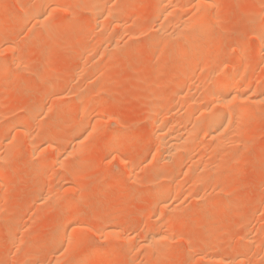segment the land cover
Instances as JSON below:
<instances>
[{
    "label": "rangeland",
    "instance_id": "obj_1",
    "mask_svg": "<svg viewBox=\"0 0 264 264\" xmlns=\"http://www.w3.org/2000/svg\"><path fill=\"white\" fill-rule=\"evenodd\" d=\"M2 1L9 9L11 7L10 11L13 21L10 20L0 31V34H3L0 35V60L4 59V61L8 62L11 66L10 71L12 70L13 73L9 72L8 74L0 76V103L3 105L4 102L3 106L0 105V111L3 108L0 112V167L3 172L2 177L4 180V185H0V264H43L44 262L46 264H66L72 259H79V257L86 261H83V264H209L204 256L210 255L208 252L211 253V255L219 254L217 256H221L220 259L225 255L228 259L229 257L231 259L234 256L236 257V255L232 256L231 254H237V263L241 262L240 264L246 263L247 260L250 262H247V264H264V97L262 98L263 100L260 99L261 101H258L260 104L256 102L255 106L254 102L252 104L251 100V104L250 101H246V104L244 102V105L243 102L242 104L239 103L233 105L234 107L236 106V108L238 105L239 107L246 105L250 107V111L253 112L254 109V113L253 115H250L251 118L249 117L244 124H242V120L239 121L241 122L240 124H238V121L235 122V127L237 128L238 125V128L241 127L242 129L239 128L240 131L238 130V135L234 133V130L236 132V129H234L233 133L230 134L232 136H228L230 139L235 134L238 137H233V141L228 140V142H226L227 144L225 143L223 146H219L217 148L218 151H215V154L217 152L218 154L220 153L219 155L217 154V157L214 155L213 159H211V156L209 155L210 153H208L210 152L209 146L211 145V140L208 136L209 132L207 133L205 129L203 132L205 134L202 133L203 128L206 126L203 127L198 134L196 133V140L199 142L198 145L201 144V147L199 146L200 150L198 149L197 151L199 154H197L198 157L197 155H195V158L193 157V160L195 159L194 162L197 160L199 164L201 162L199 159H202V157L204 158L202 159L204 164L205 160H210L206 162V166L203 164L202 171L201 168L200 171L196 170L197 174L203 172L202 176L204 177H202L201 182H196L200 177L196 174L198 178H195V167L192 166H196L197 163H193V160H191L193 165L190 161V166L188 163L189 161L187 163L179 164L180 167L178 165L177 167L179 168H175V173L172 176L174 181L173 179L168 180L167 176L168 174H171V171L168 168H155L154 164L156 162H153L154 159L152 161V156L158 151V144L156 142L158 139L154 137V128L152 127V124H150L151 121L148 114H151L149 113L152 111L151 107L153 108L155 103H159L160 95L161 97L164 95V101L162 100L164 104L165 102H168L165 106L171 111L170 114H183L184 110H180V108H183L182 105L180 107V104L183 103V99L180 98V95H176L174 92L176 89L174 83L180 77L179 71L185 70L180 69L183 66L186 67L189 63L186 64V61H183V59L181 60V58H179L180 60H174V55H176H172L173 52L176 53L174 49L172 50V48H176L174 44V47L171 45L164 47L163 44H158L160 41L159 39H154L156 41L150 39L156 36V29L159 27L158 24L162 23L157 21V19L160 20V18H157V14L156 16L154 15V11L152 12L154 0H112L114 3L111 0H107L110 2H107L110 4V7L112 6L111 4H117L122 7V10H120V7L118 6L119 13L116 12L117 5H115V9L112 7V9H114L113 13L115 12L114 15L121 14L115 16L117 18L121 17V19H115L116 22L114 21V23L116 24L121 20V28L123 31L122 29L120 30V35L118 34L117 39L116 37L113 38L115 39V41L113 40V42H115L114 48L117 49L112 48L113 45L111 44V51L108 49L109 42L107 43V41H109L108 38L112 36V34L114 35L113 28L111 27L108 30H103L102 27L100 28L97 25L94 26V22H92V10L90 8L88 10L89 6H92L93 8H95L96 5L99 6V0L96 1L98 2L97 4L94 2L95 6H93L94 4H92V1L88 0L89 4H85L87 8L85 6H83L84 8L80 7L82 0H68V3H70L69 5H67L68 3L66 4L67 0L61 1V5L64 3L63 6L60 5L61 8H59V13L61 14L58 12L55 13L56 18L60 15L58 16L60 18L56 19L57 21H60V23L53 31V34L56 35L54 38L57 37L55 38L57 42H52L54 38L53 40H51V38L47 41L44 40L45 32L40 25L35 23V18H29L33 21H28L27 19V25L25 24L26 21L21 22L20 18H18V16L23 14L22 8L25 9V7H28L29 5L31 6L28 8L26 7V9H29L32 6L35 7V5L36 7H46V5H48L46 4V1V3L44 2L46 5L43 6L42 4L44 3L38 0H34L35 2L37 1V4L33 0H20L22 3H20L19 0ZM76 1H78V3L80 2L78 8L75 5V3H77ZM85 1L87 2V0ZM172 1L174 3L176 0H167L166 3L169 4L167 6H170ZM184 1L177 0L176 2L180 3ZM188 1L190 0L184 2L186 8L184 9L185 11L183 10V14H189L188 12H190L189 16H191L194 12H191V5H188V7H190L187 9V4H189ZM100 3L103 4L105 2L100 1ZM82 5L84 4L82 3ZM71 7H73L71 10L74 11L70 10ZM212 8L210 9L209 7L212 14V24L214 23L213 28L217 31L215 32L217 33V39L212 46L202 53L201 56L203 59L201 57L198 59L201 62H197V67L195 66L196 62L188 65V67L193 69L195 67V70L192 69L195 71V74H193L194 76L191 75L189 79L190 82H187L190 84L193 79L196 81L195 86L194 84L191 86L194 81L190 85L194 90L197 89L196 87H199V85L202 89H208L207 87H209V89L214 88L213 84L219 78L218 68H214L217 71L214 70V73L211 72V75L209 77L207 75L206 77L209 80L213 77L212 80H214V83L212 81V84L211 82L209 84V81H206L207 83L203 82L202 79L203 77L205 78L204 75L207 74V72L206 74L203 72V62L204 64H207L208 61L213 59V57L218 56L219 66L223 67V64L225 67L227 66V69H230L232 63H227V61L223 59L226 58L228 60L229 57L232 58L233 56V58L235 57V59L237 58V60L240 62L243 61L244 63L245 61L242 59H246V55L249 54L250 63L249 60H247L248 66L246 65L247 69L245 70V75L235 76L234 74L232 77L239 81L245 79L249 80V78L252 79V81L254 80L252 82L254 84L251 85L252 88L250 93L252 92L251 95H255L256 97L258 92L264 90V51L261 52L262 55L261 53H258L257 50L255 51L256 53L253 51V54L251 50L257 48H254V46H257L256 32H258L260 23L262 22L260 19L264 18V0H216V6H213ZM47 12L51 15V12ZM12 14L15 16V19ZM48 14L47 17L49 16ZM114 15H112V17ZM87 17H92L89 21L92 23H87ZM34 23L37 24V26ZM30 28H34L32 29L33 32ZM119 28L120 27H118V29ZM30 32H32V34H30ZM106 33L108 35H106L108 40L105 38L101 41V37H105ZM134 35H136L135 39L133 38ZM94 39L98 42L94 41ZM9 42L17 44V46L15 45L16 50L14 52L11 50L12 53L8 48L10 44ZM252 46L253 48H251ZM76 47H80V51H82L77 52ZM239 49H244L245 51L242 50L241 52ZM16 51H19V53H16ZM20 52L23 53L21 54ZM243 53L246 55L244 56ZM15 55H17L16 57L19 55V58L23 57V60H21V62L20 60L19 62H16L19 58H16ZM103 56L106 57V60ZM241 57L243 58L240 59ZM14 59H16V61ZM103 60H105L104 63H102ZM99 62H101L100 65H103L100 66ZM19 63L21 65H19ZM88 68H90V72ZM178 68L180 69L178 70ZM96 69L98 73H101V71L103 73H99L100 75H98ZM211 69H207V71H211ZM84 71L86 74H84ZM204 71H206V69ZM176 72H179V74H177L179 76L178 79H175L176 77H174L176 76ZM201 72L203 73L201 74ZM155 73H157L156 77ZM87 74L88 76H86ZM152 78L156 81L154 84L152 82L154 79L151 81ZM257 80L258 82H256ZM198 82L201 83L199 84ZM202 83L203 85H201ZM205 83L207 84L206 86H204ZM188 84L186 83L185 85L187 88H182V92L185 91L186 94L187 92L189 94V91L187 90L189 88ZM261 86H263L262 90H260ZM255 87L257 88L255 89ZM194 90L192 89L193 92L191 91V93H195V95L197 94L196 97L194 95L195 98L200 96L197 98L198 104L200 105L204 99L202 96L204 90L202 91L199 88L197 93L194 92ZM76 93L79 95H76ZM200 93L201 95H199ZM169 96L172 98L170 97L169 99ZM80 101L81 103H90V106L93 107V110H90V113L88 112L89 116L87 115V112L86 114H82L81 111L79 112L78 107ZM208 101L205 102L208 104ZM64 103L67 108L62 106ZM206 103H203L202 106H204V104L206 105ZM38 104L39 106H43L41 108L43 110H41V112L39 110L37 114L35 113L36 116H33L32 114L33 117L31 116L30 118L31 110L33 112ZM74 106L78 107L73 109L75 108ZM60 107L62 109H60ZM70 107L73 108L71 109ZM156 107H158L157 104ZM149 109L151 111H149ZM62 110H64L62 112L63 115L60 113ZM92 111L94 112L92 113ZM53 112H56L55 116H53ZM58 112L61 115L57 118L56 116L58 115ZM1 113L3 115H1ZM195 113V116L193 115L194 117H192V119L194 118L193 120L189 117L186 118V121L188 122L189 120L187 119H190V121H193L194 123V121L196 122L195 119H197V121L201 122L204 117H200L199 111ZM25 115H28L27 119L22 117ZM82 115H86V117L84 116L82 118L83 120L89 119L92 124L95 122L92 120L101 119L103 122L102 126L104 125L106 127L101 126L97 128V131L95 132L85 131L87 134H84V138H88L87 140L86 138L84 140L83 149H79V152H77L78 148L74 147V143L72 142L73 136H71V130L69 131V129H72V126H75L77 120H80L81 122L83 121L81 119ZM102 115L104 116L100 117ZM2 116L4 117L2 118ZM18 118H21V120H17ZM52 118L58 120L57 123L55 119L53 120ZM14 120L17 122L14 123ZM204 120L205 119H203L202 123ZM20 121L21 123L19 124L18 122ZM24 122H29V132L24 136L25 141L22 142L23 145L20 144L21 146H19L20 148L18 149L20 150H18V152L8 150L5 144L7 138L9 136H16L19 128L17 126ZM183 122L184 121H182V126H194L192 122H190V124H188L189 122L186 123L187 125ZM6 125L9 130L6 129ZM49 126H52L51 131L49 130ZM193 126H191V128ZM231 129H229L230 133ZM150 130L153 131L152 134L149 133L151 132ZM52 132L57 136L55 142L56 148L50 150L51 152L46 151V160L45 156L44 158L40 157L44 154L38 155V153L32 151V138L35 137L36 139L38 136L36 141L40 139L39 143L35 142V139L33 142L35 144H40L42 143L40 141L44 139L45 134H52ZM31 133L33 136L30 138L29 134ZM88 133H91V135ZM42 134H44V137H42ZM92 134L95 135L92 136ZM97 134H101L102 138L101 135L98 136ZM108 137L110 140L107 139ZM153 139L155 141H153ZM234 139H237L238 141H235ZM105 140L108 141V143ZM101 142L103 143L101 144ZM232 142H234V144ZM61 144L62 146H65L66 151L68 150L70 152L69 149H71V154L67 153L64 150V146L62 148ZM90 145L93 147L90 148ZM72 148L74 149L73 152L75 153V156H71L73 153ZM146 149L149 150V153H146L148 152ZM155 149L157 150L156 152L154 151ZM60 150L61 152L64 150L66 154H69L67 155L69 158L65 157V154H63L65 152L61 153ZM144 150H146V152ZM205 150L207 151L205 152ZM19 152L22 153L19 154ZM16 153L20 156H17ZM33 153L34 155L31 156ZM63 155L65 157V163L60 165L57 162V158ZM66 158H68V160ZM146 158L148 161L147 163H144ZM120 159H128V161H125L124 163L121 161L119 162ZM151 161L153 162V166L151 165ZM141 162H143V164ZM210 162L213 163L210 165L211 169L208 167ZM182 165H184V167ZM42 166L45 168H42ZM40 167L41 169H39ZM133 167L136 169H133ZM204 167H208L210 170L208 171L206 168L207 172L203 171V169H205ZM148 168L150 170L152 168V171L150 172ZM69 170L74 172V174L69 172ZM191 174H194L195 176ZM135 176H138L139 178ZM192 176H194L196 183L192 181ZM210 177H218V179L224 177V181H222L223 183L220 181V184L217 183L215 187V179H210ZM7 178L10 179L8 180ZM109 178L112 179V181ZM10 180L11 182H8ZM164 180H168V182ZM169 181L171 182V185L175 182L173 187L176 188L177 186L180 190L181 186L184 185L182 186V194H184L181 195L182 197L178 196V198L174 200L172 198H176L177 196H170L163 198L162 200L161 198L154 199L150 196L149 192H151V190L153 192L154 189L157 190L160 187L167 188L166 186H170ZM190 182L194 183L195 186L194 184L191 185L192 183ZM186 184L188 185L186 186L187 189L185 188ZM43 189H45V191H43ZM49 192H51L50 195ZM46 194L49 195V198L50 196L52 197V202H49L48 200V203H45V201L42 203V195ZM113 195H115L114 198ZM69 198L73 201L71 202ZM224 203H227V205ZM165 205L172 207L177 206V211H174L169 215V218L166 220L164 217L168 214L166 209H164ZM66 211L67 214H65ZM150 213L154 214L151 216ZM181 213L182 215H180ZM68 214L70 217L73 216V221L69 220V222L66 223L69 218ZM66 215L68 218L63 221V218L66 217ZM75 217L79 223L76 222ZM113 218H116V220L111 222V226L118 228H113L117 231L119 230L120 235H118V238L107 235L104 229L107 225L109 226V222ZM157 218L160 220H157ZM60 219L62 220L60 221ZM73 222L76 223L74 225L75 228L73 227V232L74 234L76 233L79 239L77 243H74V248L72 245L73 243L70 244L71 249L68 247L69 239L67 240V236L72 231L68 226H71ZM169 222L170 226L168 225ZM61 223L62 225H65L62 226ZM157 225L158 228H161L164 234L167 235V238L165 236V240L168 241V246H165V249L167 248V250H162L164 254L159 251L157 252L156 249L155 253L154 250L147 249L142 245L130 246L134 244L131 240L132 244L129 243L128 239L134 238L135 235L137 237L142 235L139 237L142 238L143 234L145 235L148 231L157 228ZM57 226H59L58 230ZM13 227H17L18 232H16ZM66 228L67 230H65ZM83 228L85 230H83ZM192 229L193 234L191 235ZM123 232H125L126 235ZM188 232H190V234ZM55 233L61 238H57L59 239V242L52 237ZM81 234L83 236H81ZM63 235L65 237H63ZM63 239V243H65L63 244L64 246L61 243ZM193 240L198 241H196V248L200 249L197 250L194 248L195 241ZM206 240H209V242L211 241V244L208 243V245H211L213 251L208 249L210 246L207 244V249H204L205 247L202 248V246H205L204 241ZM20 242H22L23 245L20 244ZM191 242L192 245L194 243L193 247L190 244ZM126 243H129V245ZM51 245L59 249L52 248L53 246L51 247ZM49 247L52 248V250ZM68 248L70 249L68 250ZM40 249L44 250V252L46 251V255L43 253L42 255L45 256L39 257V259L36 252ZM205 250L207 254L205 253L203 255ZM237 252H241V254ZM89 254L91 256L93 255L95 258L93 256L91 257ZM63 255L65 256L63 257ZM106 255L107 258L105 257ZM108 256H110V258ZM31 257H34L35 259H31ZM244 259L246 261H244Z\"/></svg>",
    "mask_w": 264,
    "mask_h": 264
},
{
    "label": "bare ground",
    "instance_id": "obj_2",
    "mask_svg": "<svg viewBox=\"0 0 264 264\" xmlns=\"http://www.w3.org/2000/svg\"><path fill=\"white\" fill-rule=\"evenodd\" d=\"M23 1V0H22ZM27 1V0H26ZM32 1V0H31ZM34 1V0H33ZM38 1H42L43 3L45 2L46 4H48V5H46L45 3L44 4H42V6L43 5H46V7L44 6V7H36V5H35V7H30L29 9H26V7H25V9L24 8H22L23 9V14L21 15V16H18V18H20V20H21V22H25L27 19H28V21L30 20L29 18H35L34 20H36V22L35 23H37L38 25H40L41 26V28L43 29V31L45 32V41H47V40H49V38H51V40H53V38H54V36H56V35H54L53 34V31L55 30V28L59 25V23H60V21H57L56 19H58V18H60V17H58V16H60V15H58L57 16V18L55 17V13H59L60 12V10H59V8H61V6H63V4L61 5V1H63V0H38ZM81 1V0H80ZM90 1H92L93 3L92 4H94L93 6H95V3L97 4L98 2H99V6H95V8H93L92 6H89L88 7V10H89V8L92 10V12L91 13H93L92 15H93V18H92V22H94V26H99L100 28L102 27L103 28V30L105 29V30H108L109 28H113V30H114V35L112 34V36H110L108 39H109V41H107V43L109 42V47H108V49H110V46H111V44L113 45L112 46V48H114L115 47V42H113V40L115 41V39H113V38H115L116 37V39H117V36H118V34L120 33V30L122 29L121 28V25H122V21L120 22V21H118L116 24L114 23V21L116 22V20L115 19H121V17H115V16H118V15H121V14H115L114 15V13H113V11H114V9H115V5H117V4H111L112 6L110 7L109 5V1H107V0H99L98 2H96L97 0H95V1H93V0H90ZM100 1H104L105 3H100ZM112 1V0H111ZM118 1V0H117ZM177 1V0H176ZM176 1H174V3H173V1L171 2L172 3V6H171V3H170V6H167V5H169V4H167L166 2H167V0H154V3H153V10H152V12L153 13H155L154 15L156 16V14H157V18H160V20H158L157 19V21L159 22H162V23H160V24H158L159 25V27L156 29L157 30V34H156V36H154V38H150V39H153V41H156V40H154V39H159L160 41L158 42V44L160 43V45H162L163 44V46L164 47H167L168 45H171V46H173L174 47V45L176 46V48L174 47V48H172V50L174 49V51H176V53H174L173 52V54L172 55H174V54H176V55H174V60H180L179 58H181V60L183 59V61H186L185 63L186 64H191V63H195L196 62V64H195V66L197 65V62L199 63V62H201L200 60H198L200 57L203 59V57L201 56L202 55V53L205 51V50H207L210 46H212V44L215 42V40L217 39V33H215V32H217V31H215V29L213 28V24H212V18H211V12H210V9L213 7V6H216V0H190V1H188L189 2V4H187V9L190 7H188V5H191V8H192V10H191V12H194V14L193 15H191V16H189V14H190V12H188L189 14H187L186 12V14H183V10L186 8V4L184 3V2H186V0L184 1V2H180V3H177ZM9 2V1H8ZM19 2L20 3H22L20 0H19ZM35 2V1H34ZM37 2V1H36ZM35 2V3H36ZM77 3H75V5L77 6V8H78V5L80 4V2L78 3V1H76ZM84 5H82V3L80 4V7H82V8H84L83 6H85L86 8H87V6L86 5H88L89 3H88V0H87V2L84 0H82L81 1ZM86 2V3H85ZM95 2V3H94ZM107 2H109V3H107ZM113 2V1H112ZM111 2V3H112ZM169 2V1H168ZM176 2V3H175ZM68 3V0H67V2H66V4ZM114 3V2H113ZM28 4V3H27ZM37 4V3H36ZM70 3H68L67 5H69ZM86 4V5H85ZM91 4V3H90ZM100 4H101V6H100ZM20 5V4H19ZM25 5V4H24ZM54 5V6H53ZM61 5V6H60ZM21 6V5H20ZM29 6H31V5H29ZM28 6V7H29ZM118 6L120 7V5H117L116 6V12L117 13H119L118 12ZM23 7V6H22ZM27 7V8H28ZM112 7L114 8V9H112ZM209 7H210V9H209ZM21 8V7H20ZM65 8V7H64ZM67 8V7H66ZM10 9H11V7H10ZM10 9L7 7V6H5V4H4V2L2 1V0H0V31H1V29L10 21V20H12V16H11V11H10ZM14 9V8H13ZM12 9V10H13ZM71 9H73V7H71L70 8V10ZM213 9V8H212ZM59 10V11H58ZM66 10V9H65ZM120 10H122V7H120ZM47 11H49V12H51V15H49L48 14V12ZM64 11V10H63ZM71 11H74V10H71ZM185 11V10H184ZM13 12H14V10H13ZM12 12V13H13ZM126 12V11H125ZM215 12V11H214ZM213 12V13H214ZM113 13V14H112ZM121 13V12H120ZM47 14L49 15L48 17H47ZM59 14H61V13H59ZM75 14V13H74ZM127 14V13H126ZM192 14V13H191ZM13 15V14H12ZM112 15H114L113 17H114V19H113V17H112ZM87 16H89V15H87ZM124 16V15H123ZM123 16H122V19H123ZM13 18L15 19V16L13 15ZM65 18V17H64ZM90 17L88 18L87 17V19H88V21H87V23L88 24H90V23H92V22H89L90 21V19H91ZM155 18V17H154ZM16 19H17V16H16ZM85 19H86V17H85ZM264 19V18H263ZM262 18L260 19V20H262V22L260 23L259 21V23H260V28H259V30H258V32H256V36H257V46H254V48L255 47H257L256 49H253V50H251L252 51V53H253V51H254V53H256L255 51L257 50V52L258 53H261V52H263L264 51V20H263ZM128 20V19H127ZM162 20V21H161ZM13 21V20H12ZM28 21H26V25L28 24L27 22ZM30 21H33V20H30ZM63 21V20H62ZM124 21H125V19H124ZM155 21H156V19H155ZM64 22V21H63ZM67 22H68V20H67ZM67 22H65V23H67ZM128 22H129V20H128ZM34 23V24H35ZM157 23V22H156ZM216 23V22H215ZM37 24H35L36 26H37ZM88 24H87V27H88ZM218 24V23H217ZM24 25V24H23ZM34 25V26H35ZM64 25V24H63ZM92 25V24H91ZM125 25V24H124ZM35 26V27H36ZM66 26V25H65ZM129 26V25H128ZM98 27V28H99ZM118 27H120L119 29H118ZM124 27V26H123ZM31 29V28H30ZM32 29H34V28H32ZM32 29H31V31H32ZM58 29V28H57ZM214 29V30H213ZM101 31H103L102 29H100ZM111 30V29H110ZM125 30V29H124ZM35 31V30H34ZM122 31H123V29H122ZM33 32V31H32ZM32 32H30V34H32ZM107 32V31H106ZM111 32H112V30H111ZM110 32V33H111ZM105 33V32H104ZM53 34V35H52ZM103 34V33H102ZM109 34V33H108ZM155 34H153V35H155ZM0 35H3V34H0ZM53 37H52V36ZM106 35H107V33L105 34V37H101V41H102V39H105L106 38ZM120 35V34H119ZM131 35H132V33H131ZM102 36V35H101ZM108 36V35H107ZM135 36L136 35H134V39H135ZM138 36V35H137ZM32 37V36H31ZM98 37H99V35H98ZM55 38H57V37H55ZM55 38H54V40L52 41V42H54V41H56L57 42V40H55ZM97 38V37H96ZM137 38V37H136ZM4 39H5V37H4ZM107 39V38H106ZM107 39V40H108ZM7 40V39H6ZM15 40H17V39H15ZM81 41V40H80ZM94 41H96L95 39H94ZM105 41V40H104ZM103 41V42H104ZM152 41V42H153ZM85 42H86V40H85ZM96 42H98V41H96ZM117 42H119V41H117ZM151 42V41H150ZM10 43V42H9ZM17 43H18V41H17ZM21 44V43H20ZM26 44H28V43H26ZM52 44V43H51ZM174 44V45H173ZM17 46V44L15 43H13V42H11L10 44H9V49H10V51L12 50L13 52L16 50V46ZM25 45V44H24ZM117 45V44H116ZM77 46V45H76ZM79 46V45H78ZM119 46V45H118ZM7 47V46H6ZM25 47H26V45H25ZM85 47H86V45H85ZM90 47V46H89ZM77 48V47H76ZM237 48V47H236ZM242 48V47H241ZM251 48H253V46L251 47ZM114 49H117V48H114ZM7 50V49H6ZM18 50V49H17ZM240 50V49H239ZM243 51H245L244 49H242ZM242 50H240L241 52H242ZM12 51H11V53H12ZM78 51H80V47H78L77 48V52ZM82 51V50H81ZM80 51V52H81ZM106 51V50H105ZM110 51H111V49H110ZM237 51V50H236ZM7 52V51H6ZM19 53V51H16V53ZM108 52H109V50H108ZM233 52V51H232ZM239 52V51H238ZM21 53V52H20ZM23 53V52H22ZM21 53V54H22ZM106 53H107V51H106ZM112 53V52H111ZM237 53V52H236ZM246 53V52H245ZM245 53H243V55L245 56L246 54ZM249 53V52H248ZM253 53V54H254ZM14 54V53H13ZM103 54V53H102ZM242 54V53H241ZM252 54V55H253ZM262 54V53H261ZM105 55V54H104ZM235 55V54H234ZM237 55V54H236ZM248 55V56H247ZM246 55V59H242L243 57H241L240 59H242V60H244L245 62L243 63V61L242 62H240L239 60H237V58L235 59V57L233 58V56H232V58H230L229 57V59L227 60L226 58L225 59H223V60H226L227 61V63L228 62H230V63H232V67H230V69H227V66L225 67V65H223L222 64V66L223 67H220L219 66V57L218 56H216V57H213V59H211L210 61H208V63L207 64H204V62L202 63V66H203V68H204V70L206 69V71H204L203 70V72H205V74H206V72H207V74L206 75H204L205 76V78L207 77V75H208V77L211 75L210 73L211 72H213L214 73V70H216L217 68V70H218V73H219V78L217 79L216 77V81H215V83H214V80H212L213 79V77H212V79L210 78V80L208 79V78H204L203 76V79H202V81L203 82H208L209 81V84H210V82L212 81L214 84V88H210L209 89V87H207L208 89H206V88H204V89H202V87H200V83L202 82L201 80H199V81H201V82H198L197 84L199 85V87L197 86L196 88L197 89H195L194 90V88H192L191 86H193V84H194V86L196 85L195 84V82L196 81H194V79H193V81H194V83H192L193 81H192V77L194 76L193 74H195L194 72L195 71H193V70H195V67H194V69L193 68H191V67H188V65L186 66V67H180V68H178V70L180 69V70H183V69H185V70H183V71H179L180 72V74H179V72H176L175 74H176V76H174V77H176L175 79H178V75L177 74H179L180 75V77H179V79L177 80V81H175V83H174V86H176V89H175V87H174V89H175V93H176V95H180V98L181 99H183V103H181L180 104V107H181V105H182V107L183 108H180V110H184V112H183V114L181 113V114H179L178 115V113L176 114V113H172V114H170V112L171 111H169L167 108H166V106H165V104L166 103H168V102H165V104H164V95L161 97V95H160V101H159V103H155L154 104V107L152 108L151 107V110L149 109V111H151V112H149V113H151L150 115L148 114V116H149V118H150V121H151V123L150 124H152V127L154 128V137H156L157 139H158V141H156L157 142V149H158V151L155 149L154 151L156 152L155 153V155H151L152 156V161H153V159H154V163L156 164H154V167L155 168H168L170 171H171V174L169 175L168 174V176H167V179L168 180H172L173 179V181H174V178L172 177L173 175H174V173H175V168L179 165V164H183V163H187L188 161V163H189V166H190V161L191 160H193V157L195 158L196 156L195 155H197L198 153H197V151H198V149L201 147L200 145H198L199 144V142H198V140H196L197 139V134H198V132L199 131H201L202 130V128L203 127H208V128H203V131H202V133L205 131V129H206V131H207V133L209 132V137H210V140H211V145L209 146L210 148H209V150H210V152H208V153H210L209 155L211 156V159H213V156L214 155H216V157L220 154H218V152L215 154V151L217 150V148L219 147V146H223L226 142H228V140L229 141H233V137H236L238 134H237V132L239 133V131H240V129L239 128H241V127H239L238 128V125H237V128L235 127V122H237L238 121V124H240L241 122H239V121H241L242 120V124H244V123H246V121L249 119V117H250V115H253V113H254V109H253V112L252 111H250L249 109H250V107H248V106H240L239 107V105L237 106V108H236V106L234 107L233 105H235V104H239V103H241L242 104V102H243V105H244V102H245V104H246V101H252V104H253V102H254V106H255V103L256 102H258L260 99H262L263 97H264V90H262L264 87L263 86H261L260 87V90H262L261 92H258V94H256L257 96L255 97V95H253L254 96V98H253V96L251 95L252 94V92L250 93V91H251V88H252V84H254V83H252L253 81H252V79H250L249 78V80H242V81H239V80H236L235 78H233L232 76L235 74V76L237 75H239V76H244L245 74V70L247 69V67H246V65L248 66V61L247 60H249L250 58H249V54H247ZM263 55V54H262ZM17 55H15V57H16ZM107 56V55H106ZM223 56V55H222ZM20 56L18 55V57H16V58H19ZM103 57H105V56H103ZM210 57V56H209ZM252 57V56H251ZM23 58V57H22ZM22 58H19L18 59V61H16V59H14L16 62H19V60H20V62H21V60H23ZM102 58V57H101ZM245 58V57H244ZM52 59V58H51ZM105 60H106V57L104 58ZM102 60V59H101ZM105 60H103V62L102 63H104V61ZM11 61V60H10ZM13 61V60H12ZM53 61V60H52ZM182 62V61H181ZM180 62V63H181ZM100 63L101 62H99V65H100ZM178 63H179V61H178ZM177 63V64H178ZM249 63H250V60H249ZM50 64V63H49ZM176 64V63H175ZM185 64V65H186ZM204 64V65H203ZM17 65V64H16ZM19 65H21L20 63H19ZM52 65V64H51ZM103 65V64H102ZM102 65H100V66H102ZM228 65V64H227ZM250 65V64H249ZM202 66H201V69H202ZM10 65L8 64V62H6V61H4V59L3 60H0V76L1 75H4V74H8L9 72H12V70L10 71ZM92 67V66H91ZM96 67V66H95ZM179 67V66H178ZM197 67V66H196ZM225 67V68H224ZM213 69V71H212V69ZM214 68H216V69H214ZM31 69V68H30ZM89 69V72H90V68H88ZM87 69V70H88ZM103 69V68H102ZM193 69V70H192ZM207 69H211V71L210 70H208L207 71ZM32 70V69H31ZM95 70V69H94ZM216 70V71H217ZM231 70V71H230ZM14 71V70H13ZM33 71H34V69H33ZM85 71H86V69H85ZM85 71H84V74H86L85 73ZM93 71V70H92ZM96 71H97V69H96ZM159 71V70H158ZM158 71H157V73H158ZM192 71H193V73H192ZM210 71V72H209ZM248 71V70H247ZM203 72H201V74L203 73ZM208 72H209V74H208ZM13 73V72H12ZM97 73H98V71H97ZM100 73V72H99ZM98 73V75H100V74H102L103 72L101 71V73L99 74ZM157 73H155V77L157 76L156 74ZM231 73H233V74H231ZM11 74V73H10ZM89 74V73H88ZM88 74L86 75V76H88ZM14 75V74H13ZM153 75V74H152ZM191 75H193L192 77H191V83H192V85H191V83L190 84H188L190 81H189V79H190V76ZM215 76V75H214ZM98 77V76H97ZM264 77V76H263ZM99 78V77H98ZM254 78V77H253ZM154 78H152L151 79V81L153 80ZM200 79H201V77H200ZM255 79V78H254ZM260 79H261V77H260ZM264 79V78H263ZM187 81H189V82H187ZM153 82V84L156 82L155 81V79L152 81ZM151 82V83H152ZM206 82V83H207ZM212 82H211V84H212ZM256 82H258V80L256 81ZM186 83L189 85V88L187 89L188 91H189V94H188V92H187V94H186V92L184 93V92H182L183 91V89H185V88H187L185 85H186ZM205 83V85L204 86H206L207 84ZM260 83V82H259ZM258 83V84H259ZM263 83H264V81H263ZM263 83H262V85H263ZM157 84H158V82H157ZM152 85V84H151ZM150 85V86H151ZM191 85V86H190ZM201 85H203V83L201 84ZM254 86V85H253ZM256 86H258V85H256ZM263 87V88H262ZM183 88V89H182ZM194 90V92H196L197 93V90L200 88L202 91L204 90V93L202 94V96H203V98L205 99V101H208V104L204 101V99H203V102H201L202 104H198V101H197V98H199V97H197V98H195L196 96H197V94L195 95V93H191V91H192V89ZM257 87H255V89H256ZM190 89V90H189ZM206 89V90H205ZM178 90V91H177ZM258 90V89H257ZM256 90V91H257ZM259 91V90H258ZM76 92V91H75ZM80 92V91H79ZM193 92V91H192ZM201 92V91H200ZM257 93V92H256ZM56 94V93H55ZM171 94V93H170ZM51 95V94H50ZM49 95V96H50ZM76 95H79V94H77L76 93ZM173 95V94H172ZM194 95H195V97H194ZM199 95H201V93L199 94ZM258 95H260V96H258ZM202 96H201V98H202ZM55 97V96H54ZM54 97H52V98H54ZM86 97V96H85ZM167 97V96H166ZM170 97L171 96H169V99H170ZM163 98V99H162ZM172 98V97H171ZM60 99H61V97H60ZM81 99H83V98H81ZM168 99V98H167ZM169 99H168V101H169ZM58 100V99H57ZM56 100V101H57ZM63 100V99H62ZM70 100H71V98H70ZM84 100V99H83ZM163 100V101H162ZM199 100V99H198ZM263 100V99H262ZM55 101V102H56ZM64 101V100H63ZM179 101H180V99H179ZM201 101V100H200ZM251 101H250V104H251ZM261 101V100H260ZM61 102V101H60ZM66 102H69V101H66ZM151 102V101H150ZM161 102H163V103H161ZM263 102V101H262ZM261 102V103H262ZM203 103H206V105L204 104V106H202L203 105ZM259 103V102H258ZM44 104V103H43ZM71 104V103H70ZM69 104V105H70ZM79 104V103H78ZM92 104V103H91ZM150 104V103H149ZM153 104V103H152ZM156 104L158 105V107H156ZM178 104V103H177ZM260 104V103H259ZM0 105L1 106H3L4 105V102H3V105L0 103ZM57 105V104H56ZM62 105V104H61ZM148 105V104H147ZM44 106H47V105H44ZM54 106V105H53ZM62 106H64V107H66L65 106V103H64V105H62ZM250 106V105H249ZM253 106V105H252ZM43 106L42 105H40L39 106V104H38V106L37 107H35V109H34V111L32 112V110H31V112H30V118H31V116H32V114H33V116H36V114H37V112H39V110H40V112H41V110H43V109H41ZM63 107V108H64ZM75 108H73V109H76V107H78V106H74ZM178 107V106H177ZM56 108V107H55ZM67 108V107H66ZM71 108V107H70ZM71 108V109H72ZM256 108H257V106H256ZM3 109V108H2ZM2 109H1V111H2ZM57 109V108H56ZM60 109H62L61 107H60ZM59 109V110H60ZM98 109V108H97ZM47 110V109H46ZM65 110V109H64ZM64 110H62L60 113L63 115V111ZM68 110H69V108H68ZM78 110H79V112L81 111V113L82 114H86V112H87V115L89 116V113H90V110H93V107L92 106H90V103L88 104L87 102H82L81 103V101H80V105H79V107H78ZM0 111V112H1ZM49 111V110H48ZM53 111H54V109H53ZM97 111V110H96ZM199 111V113H200V117L201 116H203L204 118L203 119H205L204 120V122L202 123V121H203V119H202V121L201 122H199V121H197V119H195L196 120V122L194 121V123H193V121H190V119H192V117H194L195 116V112H198ZM45 112V111H44ZM69 112H70V110H69ZM89 112V113H88ZM94 111H92V113H93ZM173 112V111H172ZM178 112V111H177ZM181 112V111H180ZM251 112H252V114H251ZM36 113V114H35ZM54 113V112H53ZM56 113V112H55ZM55 113H54V115L53 116H55ZM66 113V112H65ZM64 113V114H65ZM78 113V112H77ZM95 113H97V112H95ZM94 113V114H95ZM195 113V114H194ZM35 114V115H34ZM41 114V113H40ZM39 114V115H40ZM43 114V113H42ZM47 114V113H46ZM61 114H59V112H58V115L56 116L57 118H58V116H60ZM170 114V115H169ZM1 115H3L2 113H1ZM22 115V114H21ZM167 115H168V117H167ZM194 115V116H193ZM25 116H26V118H25ZM25 116H22V117H24V119H27V116L28 115H25ZM32 116V117H33ZM52 116V117H53ZM86 117V115H82V117H81V119L83 118V117ZM92 116V115H91ZM104 115H102V116H100V117H103ZM147 116V117H148ZM166 116V117H165ZM259 116V115H258ZM260 116H262V115H260ZM4 116H2V118H3ZM63 117V116H62ZM99 117V118H100ZM189 117H191L190 119H187V120H189L188 122L186 121V118H189ZM207 119H206V118ZM95 118H97V117H95ZM149 118H148V120H149ZM251 118V117H250ZM263 118V117H262ZM23 119V118H22ZM29 119V118H28ZM53 119V118H52ZM55 119V118H54ZM53 119V120H54ZM60 119V118H59ZM185 119V120H184ZM194 119V118H193ZM192 119V120H193ZM16 120V119H15ZM14 120V123L15 122H17V121H15ZM17 120H21V118L19 119H17ZM83 120V119H82ZM89 119H87V120H83L82 122L80 121V120H77V122L75 123V126H72L73 128L72 129H69V131L71 132V136H73V138H72V142L74 143V147L76 148H78V150H77V152H79V149L81 150V149H83V146H84V140H85V138H84V134L86 133L87 134V132H95V131H97V128H99V127H101L102 126V120L100 119V120H92V121H95V122H93V124H92V122L89 120ZM199 120V119H198ZM200 120H201V118H200ZM12 121V120H11ZM55 121H56V123H57V121L58 120H56L55 119ZM76 121V120H75ZM122 121V120H121ZM182 121H184L183 123H188V124H190V122H192V124H194V126L193 125H191V126H193L192 128H191V126L189 125V126H182ZM79 122V123H78ZM19 124L21 123V121L20 122H18ZM28 123L29 122H24V123H22L21 125H19V126H17V127H19L18 128V131H17V135L16 136H14V137H11V136H9L8 138H7V141L6 140H4V141H6V148L8 149V150H13V152L15 151V152H18V150H20V149H18V148H20L19 146H21L20 144H22V142L23 141H25V137L24 136H26L27 135V133L29 132V126H28ZM31 123H32V121H31ZM34 123V122H33ZM55 123V122H54ZM55 123V124H56ZM74 123V122H73ZM122 123V122H121ZM44 124V123H43ZM59 124V123H58ZM105 124V123H104ZM184 124V125H185ZM8 125V124H7ZM6 125V129H8V126ZM33 125V124H32ZM41 125V124H40ZM72 125H74V124H72ZM106 125V124H105ZM187 125V124H186ZM253 125V124H252ZM13 126V125H12ZM16 126V125H15ZM14 126V127H15ZM104 126V125H103ZM102 126V127H103ZM16 127V128H17ZM34 127V126H33ZM50 127V126H49ZM52 127V126H51ZM50 127V131L52 130V128ZM104 127H106V126H104ZM108 127V126H107ZM15 128V129H16ZM44 128V127H43ZM109 128V127H108ZM152 128V129H153ZM209 128H210V130H209ZM231 128H233V129H231ZM5 129V130H6ZM13 129V128H12ZM14 129V130H15ZM32 129V128H31ZM102 129V128H101ZM110 129V128H109ZM209 131H208V130ZM229 129H231V133H230V130ZM234 129H236V132H235V130ZM242 129V128H241ZM3 130H4V128H3ZM9 130V129H8ZM33 130V129H32ZM105 130V129H104ZM108 130V129H107ZM233 130H234V133H236L231 139H230V137L232 136V135H230V134H232L233 133ZM239 130V131H238ZM42 131V130H41ZM53 131H54V129H53ZM85 131H87V132H85ZM106 131V130H105ZM130 131V130H129ZM133 131H134V129H133ZM151 132H149V133H151L152 134V130H150ZM31 132V131H30ZM40 132V131H39ZM39 132H38V134H39ZM102 132V131H101ZM107 132V131H106ZM108 132H111V131H108ZM56 133V132H55ZM69 133V132H68ZM197 133V134H196ZM89 134V133H88ZM105 134V133H104ZM103 134V135H104ZM110 134V133H109ZM117 134V133H116ZM132 134V133H131ZM201 134V133H200ZM203 134H205V133H203ZM10 135V134H9ZM30 135V138H31V136H33V134L31 133V134H29ZM43 136L42 137H44V134H42ZM89 135H91V133L89 134ZM88 135V136H89ZM95 134H92V136H94ZM98 135V134H97ZM101 135V134H100ZM100 135H98V136H100ZM113 135V134H112ZM115 135V134H114ZM130 135V134H129ZM129 135H127V136H129ZM230 137H229V136ZM36 136V135H35ZM68 136H70V135H68ZM116 136V135H115ZM115 136H113V137H115ZM125 136V135H124ZM227 136H228V138H227ZM241 136V135H240ZM239 136V137H240ZM29 137V136H28ZM28 137H27V140H28ZM38 137V136H37ZM37 137H36V139H37ZM41 137V136H40ZM96 137V136H95ZM94 137V138H95ZM104 137V136H103ZM106 137V136H105ZM150 137L152 138V136L150 135ZM238 137V136H237ZM24 138V139H23ZM29 138V139H30ZM56 138H57V136H56V134H53V132H52V134H48L47 133V135L45 134V137H44V139L42 140V141H40V142H42V143H40V144H35L34 142H33V140L35 139V137L34 138H32L33 140H32V145H33V152H35V153H38V155H42V154H44L43 156H40V157H43L44 158V156H45V154H46V151H50V150H53V149H55L56 148V146H55V142H56ZM70 138V137H69ZM88 138V137H87ZM87 138H86V140H87ZM98 138V137H97ZM101 138H102V135H101ZM110 138H111V136H110ZM116 138V137H115ZM121 138H122V136H121ZM198 138H200V137H198ZM243 138V137H242ZM36 139L34 140L35 142H38L39 143V140H37L36 141ZM107 139H109V137L107 138ZM112 139V138H111ZM156 139V140H157ZM100 140V139H99ZM110 140V139H109ZM116 140V139H115ZM235 141H238L237 139H234ZM30 141V140H29ZM89 141V140H88ZM97 141V140H96ZM96 141H94V142H96ZM103 141V140H102ZM106 141V140H105ZM150 141V140H149ZM153 141H155L154 139H153ZM153 141H151V142H153ZM200 141V140H199ZM234 141V142H235ZM98 142V141H97ZM107 143H108V141H106ZM105 142V143H106ZM234 142H232L233 144H234ZM31 143V142H30ZM103 142H101V144H102ZM204 143V142H203ZM231 143V142H230ZM2 144V143H1ZM96 144V143H95ZM100 144V145H101ZM154 144H156V143H154ZM209 144V143H208ZM227 144V143H226ZM3 145V144H2ZM23 145V144H22ZM75 145H77V146H75ZM106 145V144H105ZM228 145H230V144H228ZM61 146H62V144H61ZM64 146V145H63ZM63 146H62V148H63ZM72 146V145H71ZM91 146V145H90ZM115 146V145H114ZM119 146V145H118ZM151 146V145H150ZM200 146V147H199ZM73 147V148H74ZM93 146H91L90 148H92ZM72 148V152H73V149ZM87 148V147H86ZM88 148H89V146H88ZM87 148V149H88ZM118 148V147H117ZM205 148V147H204ZM203 148V149H204ZM237 148V147H236ZM113 149H114V147H113ZM238 149V148H237ZM17 150V151H16ZM24 150V149H23ZM31 150V149H30ZM64 150H65V146H64ZM63 150V152H65ZM70 150V152L67 150L66 152L67 153H70L71 154V149H69ZM76 150V149H75ZM94 150V149H93ZM124 150V149H123ZM147 150V149H146ZM146 150H144L145 152H146ZM151 150V149H150ZM200 150V149H199ZM116 151V150H115ZM148 152H146V153H149V150H147ZM152 151V150H151ZM207 150H205V152H206ZM218 151V150H217ZM23 152V151H22ZM22 152H19V154L20 153H22ZM51 152V151H50ZM60 152H61V150H60ZM63 152H61V153H63ZM66 152L65 153H63V154H65V157H68L67 155H69V154H66ZM74 153V152H73ZM73 153H72V155L71 156H75V153H74V155H73ZM114 153V152H113ZM12 154V153H11ZM17 154V153H16ZM19 154H17V156H20ZM49 154V153H48ZM77 154V153H76ZM115 154V153H114ZM118 154V153H117ZM206 154V153H205ZM218 154V155H217ZM32 155H34V153L33 154H31V156ZM61 155V154H60ZM199 155V154H198ZM198 155H197V157H198ZM207 155V154H206ZM2 156H3V153H2ZM1 156V157H2ZM92 156V155H91ZM94 156V155H93ZM120 156V155H119ZM142 156V155H141ZM140 156V157H141ZM203 156H204V154H203ZM65 157H64V155L63 156H61V157H59V158H57V162H58V164H60V165H63L64 163H65ZM81 157V156H80ZM84 157V156H83ZM82 157V158H83ZM117 157V156H116ZM139 157V158H140ZM146 157V156H145ZM149 157V156H148ZM47 158V155L45 156V159ZM69 158V157H68ZM68 158H66L67 160H68ZM75 158V157H74ZM76 158H77V155H76ZM75 158V159H76ZM151 158V157H150ZM200 158V157H199ZM198 158V159H199ZM215 158V157H214ZM15 159V158H14ZM197 159V158H196ZM202 159H204L203 157H202ZM202 159H199L201 162H202ZM209 159V158H208ZM47 160V159H46ZM156 160V161H155ZM56 161V160H55ZM89 161V160H88ZM95 161V160H94ZM127 162L128 161V159L126 160V159H120L119 160V162ZM147 161H148V159L146 158L145 160H144V163L146 162L147 163ZM151 161V162H152ZM195 161V159L193 160V163H197V165L195 166V165H193V163H192V161H191V164L193 165L192 167H195L194 168V172H196L195 173V175L197 174V171L196 170H198V171H200V168H201V171H202V168H203V162L201 163H199L198 164V162H197V160H196V162H194ZM208 161H210V160H205V164H206V162H208ZM6 162V161H5ZM4 162V163H5ZM149 162H150V159H149ZM153 162L151 163V165L153 166ZM212 162H214V161H212ZM32 163V162H31ZM70 163V162H69ZM122 163V164H123ZM142 164H143V162H141ZM40 164V163H39ZM44 164V163H43ZM54 164V163H53ZM67 164V163H66ZM126 164V163H125ZM129 164V163H128ZM137 164H138V161H137ZM204 164V166H206ZM207 164H209V163H207ZM211 164H213V163H211L210 162V164H209V168L211 169ZM55 165V164H54ZM150 165V164H149ZM186 165V164H185ZM33 166H34V164H33ZM132 166H135V165H132ZM146 166V165H145ZM148 166V165H147ZM183 167H184V165H182ZM65 167V166H64ZM80 167V166H79ZM179 167H180V165H179ZM179 167H177V168H179ZM208 167H204L205 169H203V171H206L207 169H208V171L210 170ZM42 168H45L44 166H42ZM143 168H144V165H143ZM182 168V167H181ZM197 168V169H196ZM207 168V169H206ZM31 169V168H30ZM39 169H41V167L39 168ZM80 169V168H79ZM133 169H136V168H134L133 167ZM149 169V168H148ZM148 169H147V171H148ZM45 170V169H44ZM157 170V169H156ZM193 170V169H192ZM234 170V169H233ZM42 171H43V169H42ZM84 171V170H83ZM132 171H134V170H132ZM131 171V172H132ZM146 171V170H145ZM146 171V172H147ZM149 171L151 172L152 171V168H151V170L149 169ZM181 171H182V169H181ZM69 172H72V171H70L69 170ZM154 172V171H153ZM178 172V171H177ZM187 172V171H186ZM190 172H191V170H190ZM193 172V173H194ZM207 172V171H206ZM211 172V171H210ZM233 172V171H232ZM241 172V171H240ZM2 171H1V167H0V182H2V183H0V185L1 184H3L4 185V183H3V177H2ZM49 173V172H48ZM73 174H74V172H72ZM160 173V172H159ZM183 173V172H182ZM182 173H180V174H182ZM199 173V172H198ZM203 173V172H202ZM202 173H199L200 174V176H199V174H197L198 175V177H200V178H198L197 177V175L195 176L194 174H191V175H194L195 176V178L197 179V181L196 182H201V179H202V177H204V176H202ZM186 174V173H185ZM238 174V173H237ZM78 175V174H77ZM112 175V174H111ZM114 176H116L115 174H113ZM164 175V174H163ZM177 175V174H176ZM187 175V174H186ZM191 175H190V179H191ZM73 176V175H72ZM107 176V175H106ZM178 176V175H177ZM180 176V175H179ZM185 176V175H184ZM188 176H189V174H188ZM194 176H192L193 178H192V181L194 182V183H196L195 182V180H194ZM5 177V176H4ZM113 177V176H112ZM135 177H138V176H135ZM159 177V176H158ZM164 177V176H163ZM187 177V176H186ZM48 178V177H47ZM139 178V177H138ZM162 178V177H161ZM212 177H210V179H211ZM234 178V177H233ZM1 179H2V181H1ZM8 180L10 179V178H7ZM110 179V178H109ZM118 179V178H117ZM159 179V178H158ZM158 179H156V180H158ZM177 179V178H176ZM212 179H215V187H216V184L217 183H219L220 184V181H221V183H223L222 181H224V177H221V178H219L218 179V177L217 178H212ZM111 181H112V179H110ZM168 180L166 181V180H164V181H166V182H168ZM186 180H188V179H186ZM226 180V179H225ZM109 181V180H108ZM117 181V180H116ZM136 181H137V179H136ZM178 181V180H177ZM7 182V181H6ZM8 182H11V180L10 181H8ZM110 182V181H109ZM119 182V181H118ZM118 182H116V183H118ZM166 182H165V184H166ZM227 182V181H226ZM44 183V182H43ZM49 183V182H48ZM111 183V182H110ZM169 183H170V186H166L167 188H165V187H160V188H158L157 190L156 189H154L153 190V192H152V190H151V192H149V194H150V196L152 197V198H156V199H162L163 200V198H166V197H170V196H177L176 198H172V199H177L178 198V196H181V195H184V194H182V192H183V188H182V186H184V185H182L181 186V190L180 189H178L177 188V186H176V188L175 187H173L175 184V182L173 183V185H171V182L169 181ZM185 183H186V181H185ZM190 183H192V182H190ZM189 183V184H190ZM194 183H192L191 185H193ZM51 184V183H50ZM49 184V185H50ZM112 184V183H111ZM9 185H10V183H9ZM48 185V186H49ZM113 185V184H112ZM167 185H169V184H167ZM51 186V185H50ZM165 186V185H164ZM186 186H188L187 184L185 185V188H186ZM194 186H195V184H194ZM47 187V186H46ZM117 187V186H116ZM179 187V186H178ZM214 187V188H215ZM52 188V187H51ZM114 189V188H113ZM187 189V188H186ZM50 190V189H49ZM53 190V189H52ZM1 191V190H0ZM43 191H45V189H43ZM48 191V190H47ZM47 191H46V193H47ZM51 191V190H50ZM54 191V190H53ZM188 191V190H187ZM187 191H186V193H187ZM55 192V191H54ZM53 192V193H54ZM73 192V191H72ZM185 192V191H184ZM1 193V192H0ZM50 193L51 192H49V195H50ZM52 193V194H53ZM70 194V193H69ZM49 195H42V199H41V201H42V203H44V201H45V203H48L47 201L49 200V202L51 201L52 202V200H51V196H50V198L48 197ZM54 195V194H53ZM52 195V196H53ZM57 196V195H56ZM55 196V197H56ZM67 196H68V194H67ZM114 196L115 195H113V198H114ZM186 196H187V194H186ZM200 196V195H199ZM76 197V196H75ZM74 197V198H75ZM182 197V196H181ZM184 197V196H183ZM66 198V197H65ZM72 198V197H71ZM71 198H69V200L71 199ZM68 199V198H67ZM181 199V198H180ZM183 199V198H182ZM195 199V198H194ZM197 199H198V197H197ZM202 199V198H201ZM69 200H67V201H69ZM170 200V199H169ZM199 200H200V197H199ZM211 200V199H210ZM55 201V200H54ZM65 201H66V199H65ZM71 201V200H70ZM73 201V200H72ZM71 201V202H72ZM222 201V200H221ZM169 203V202H168ZM172 203V202H171ZM197 203H198V201H197ZM219 203V202H218ZM50 204V203H49ZM195 204H196V202H195ZM225 204V203H224ZM42 205V204H41ZM45 205V204H44ZM53 205V204H52ZM169 205V204H168ZM168 205H165V208L164 209H166V212H167V214L168 215H166L165 217H164V219L166 220V219H168L169 218V215H171L174 211H177V206L179 207V205L177 204V206H174V207H172V206H168ZM171 205H173V204H171ZM225 205H227V203L225 204ZM198 207V206H197ZM183 208V207H182ZM181 208V209H182ZM180 209V208H179ZM178 209V210H179ZM184 210V209H183ZM213 210V209H212ZM154 212H156L155 210H153ZM162 211V210H161ZM180 211V210H179ZM186 211V210H185ZM184 211V212H185ZM164 212V211H163ZM165 212V213H166ZM182 212V211H181ZM183 212V213H184ZM212 212V211H211ZM68 213H70V212H68ZM147 213V212H146ZM65 214H67V211L65 212ZM151 214V216H152V214H154V213H150ZM188 214H189V212H188ZM69 215V214H68ZM74 215V214H73ZM161 215H162V213H161ZM180 215H182V213L180 214ZM155 216H156V214H155ZM154 216V217H155ZM190 216V215H189ZM216 216V215H215ZM62 217H63V215H62ZM73 216H71L70 217V215H69V218H71V219H69L68 218V216L66 215V217H64L63 218V221H64V219H66V218H68V221L66 222V223H68L69 222V220H72L73 218H72ZM159 217V216H158ZM163 217V216H162ZM212 217V216H211ZM161 218V217H160ZM216 218V217H215ZM108 219V218H107ZM154 219H156V218H154ZM159 218H157V220H158ZM217 219V218H216ZM62 219H60V221H61ZM75 220H76V217H75ZM111 220V219H110ZM109 220V221H110ZM116 220V218H113L109 223V226L107 225V227H103V225H102V227L105 229V232L107 233V235H110L111 237H117L118 238V235H120V232H119V230L117 231V230H115V229H113V228H116V227H112L111 226V222L113 221H115ZM160 220V219H159ZM163 220V219H162ZM218 220V219H217ZM60 221H58V222H60ZM73 221V220H72ZM79 221V220H78ZM76 222H77V220H76ZM63 223V222H62ZM62 223H61V225H62ZM65 223V222H64ZM77 223H79V222H77ZM59 224V223H58ZM76 223H74L73 222V224H71V226L69 225H67L68 227H70V229H72V231H71V233H67L68 234V238H67V240H68V242H69V246L68 247H70L71 248V245L70 244H72L73 245V248H74V243L76 242L77 243V241H78V237H77V235H76V233L74 234V229H73V227L75 228V225ZM161 224V223H160ZM167 224V223H166ZM63 225H65V224H63ZM62 225V226H63ZM79 225V224H78ZM156 225V224H155ZM169 226H170V222H169V224H168ZM17 226V225H16ZM84 226V225H83ZM105 226V225H104ZM165 226V225H164ZM163 226V227H164ZM58 227L59 226H57V230H58ZM61 227V226H60ZM67 227V228H68ZM101 227V228H102ZM166 227V226H165ZM14 228V227H13ZM64 228V227H63ZM67 228L65 229V230H67ZM107 228V229H106ZM122 228V227H121ZM167 228V227H166ZM178 228V227H177ZM204 228V227H203ZM62 229V228H61ZM61 229H60V231H61ZM69 229V228H68ZM70 229H69V231H70ZM116 229H118V228H116ZM14 230L16 231V232H18L17 230V227H15L14 228ZM83 230H85L84 228H83ZM174 230V229H173ZM195 230V229H194ZM14 231V232H15ZM120 231H123V230H120ZM171 231V230H170ZM13 232V233H14ZM62 232V231H61ZM100 232H101V230H100ZM172 232V231H171ZM264 232V231H263ZM57 233V232H56ZM55 233V234H56ZM59 233V232H58ZM64 233V232H63ZM84 233V232H83ZM123 233H125V232H123ZM166 233V232H165ZM189 234H190V232H188ZM195 233V232H194ZM197 233V232H196ZM262 233V232H261ZM53 235L52 237H54V240L55 239H57V238H60L57 234L56 235ZM66 234V235H67ZM103 234V233H102ZM102 234H101V236H102ZM168 234V233H167ZM193 234V229H192V233H191V235ZM61 235V234H60ZM65 235V234H64ZM63 235V237H65ZM125 235H126V233H125ZM129 235V234H128ZM171 235V234H170ZM263 235V234H262ZM81 236H83L82 234H81ZM103 236H104V234H103ZM134 236V235H133ZM132 236V237H133ZM140 236H142V235H140ZM139 236V237H140ZM165 236H166V238H167V235H165L164 234V232L161 230V228H158V225H157V228H155V229H152V230H150V231H148L147 233H145V235L143 234V237L142 238H139V237H137L136 235H135V237L134 238H130V239H128V241H129V243H131V241L133 242V244L134 245H130V246H135V245H142L143 247H146L147 249H150V250H154L155 251V253H156V250H157V252L159 251V252H161L162 254H164L163 252H162V250L163 249H165V246H168L167 245V242L168 241H166L165 239ZM172 236V235H171ZM171 236H169V237H171ZM190 236V235H189ZM87 237V236H86ZM206 237V236H205ZM191 238V237H190ZM204 238V237H203ZM53 239V238H52ZM61 239V238H60ZM66 239V238H65ZM88 239V238H87ZM110 239V238H109ZM120 239V238H119ZM118 239V240H119ZM168 239H170V238H168ZM192 239H194V238H192ZM191 239V240H192ZM26 240V239H25ZM51 240V239H50ZM58 240V242H59V239H57ZM66 240V241H67ZM113 240V239H112ZM131 240V241H130ZM23 241V240H22ZM126 241H127V239H126ZM125 241V242H126ZM166 241V242H165ZM193 241H195L194 243H195V245H194V243H193V245L195 246L194 248H196L197 246H196V241L197 240H193ZM192 241V242H193ZM64 242V239L62 240V245L63 244H65V243H63ZM171 242V241H170ZM192 242L190 243L191 245H192ZM198 242V241H197ZM205 242V246H202V248L203 247H205L204 249H207L208 248V246H210L208 249H211L212 250V247H211V241L209 242V240L207 241H204ZM207 242V243H206ZM14 243H15V241H14ZM54 243V242H53ZM129 243H126V244H128L129 245ZM208 243H210L209 245H208ZM20 244H22V242H20ZM59 244V243H58ZM132 244V243H131ZM206 244L208 245V246H206ZM23 245V244H22ZM54 245L56 246V244L54 243ZM60 245V244H59ZM170 245H171V243H170ZM193 245H192V247H193ZM203 245V244H202ZM53 245H51V247H52ZM55 246H53L52 248H57V247H55ZM64 246V245H63ZM66 246V245H65ZM127 246V245H126ZM130 246H128V247H130ZM201 246V245H200ZM50 248V247H49ZM52 248H50L51 250H52ZM70 248H68V250L70 249ZM78 248H79V246H78ZM95 248V247H94ZM142 248V247H141ZM46 249V248H45ZM57 249H59V248H57ZM67 249V248H66ZM72 249V248H71ZM130 249V248H129ZM156 249V250H155ZM197 249V248H196ZM198 249H200V248H198ZM197 249V250H198ZM218 249V248H217ZM216 249V250H217ZM221 249V248H220ZM239 249V248H238ZM54 250V249H53ZM64 250V249H63ZM68 250H67V252H68ZM89 250H91V249H89ZM136 250V249H135ZM165 250H167V248L165 249ZM164 250V251H165ZM191 250V249H190ZM189 250V251H190ZM194 250V249H193ZM222 250V249H221ZM237 250V249H236ZM241 250V249H240ZM66 251V250H65ZM74 251V250H73ZM100 251V250H99ZM98 251V252H99ZM208 251V250H207ZM213 251V250H212ZM215 251V250H214ZM218 251H219V249H218ZM223 251V250H222ZM239 251V250H238ZM47 252H48V250H47ZM75 252V251H74ZM92 252V251H91ZM105 252V251H104ZM37 256H38V258L39 257H42V256H45L46 255V251L44 252V250H42V249H40V250H38L37 252ZM45 254V255H42V254ZM72 253V252H71ZM106 253V252H105ZM206 253V250H205V252L203 253V255ZM223 253V252H222ZM237 253H239V252H237ZM50 254H52V253H50ZM49 254V255H50ZM86 254H88V253H86ZM113 254H114V252H113ZM125 254V253H124ZM123 254V255H124ZM207 254V253H206ZM208 254H210V255H204L206 258V260H207V262L209 263V264H240L239 262L237 263V259H236V257H237V254H231L232 256H234V255H236V257L234 256L233 258H231L230 259V257H229V259H228V257L226 258L225 256H223V258H221L220 259V257L219 256H217V255H219V254H213V255H211V253H209L208 252ZM239 254H241V252L239 253ZM82 255H83V253H82ZM90 255V254H89ZM100 255H102V254H100ZM115 255V254H114ZM57 256V255H56ZM61 256V255H60ZM59 256V257H60ZM65 255H63V257H64ZM91 256V255H90ZM93 256V255H92ZM91 256V257H92ZM111 256V255H110ZM110 256H108L109 258H110ZM126 256V255H125ZM165 256V255H164ZM54 257V256H53ZM68 257V256H67ZM66 257V258H67ZM94 257V256H93ZM106 258H107V255L105 256ZM105 257H104V259H105ZM116 257V256H115ZM160 257V256H159ZM161 257H163V256H161ZM241 257V256H240ZM249 257V256H248ZM34 257H31V259H33ZM37 258V257H36ZM95 258V257H94ZM93 258V259H94ZM114 258V257H113ZM35 259V258H34ZM40 259V258H39ZM43 259V258H42ZM46 259H47V256H46ZM58 259V258H57ZM86 259V258H85ZM88 259V258H87ZM90 259V258H89ZM202 259V258H201ZM200 259V260H201ZM205 259H203V260H205ZM238 259H239V257H238ZM242 259V258H241ZM249 259H250V257H249ZM49 260V259H48ZM116 260V259H115ZM68 261V260H67ZM83 261H85V260H83V259H81L80 257H79V259L77 258V259H72L69 263L67 262L66 264H83L82 262ZM89 261V260H88ZM244 261H246L245 259H244ZM243 261V262H244ZM257 261V260H256ZM38 262V261H37ZM41 262V261H40ZM58 262V261H57ZM86 262V261H85ZM115 262V261H114ZM247 262H249V260H247ZM247 262L246 263H242V264H247ZM20 263V262H19ZM45 263V262H44ZM43 263V264H44ZM49 263H50V261H49ZM250 263V262H249ZM251 263H253V262H251ZM40 264V263H39ZM46 264V263H45ZM57 264V263H56ZM86 264V263H85ZM254 264V263H253ZM259 264V263H258Z\"/></svg>",
    "mask_w": 264,
    "mask_h": 264
}]
</instances>
